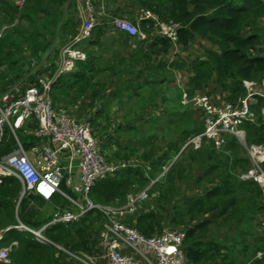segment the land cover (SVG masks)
Here are the masks:
<instances>
[{
    "label": "trees",
    "instance_id": "16d2710c",
    "mask_svg": "<svg viewBox=\"0 0 264 264\" xmlns=\"http://www.w3.org/2000/svg\"><path fill=\"white\" fill-rule=\"evenodd\" d=\"M65 1L67 2V0H25L20 7L11 0H0V12L7 17V22H9V25L1 30L0 35V80L6 77L7 71L20 69L19 67L22 65L20 59L27 58L21 50L23 43L28 42L29 44H27L32 46V57L51 48L53 36L61 34L60 31L63 29L60 17ZM138 2L142 5V9H149V7L156 9L155 12L161 19L173 20L178 23L177 42L180 44L187 43L197 34L218 46L217 50L210 47L205 49L207 58H193L189 61L193 71L188 81L190 91L202 88L214 73L216 82L228 92L225 99L234 100L246 93V88L242 83L243 79L256 78L260 80L264 76V54H255L253 51L255 43L259 40V34L257 30H254L257 27L252 26L253 22L264 14V0H138ZM158 7L159 9H157ZM37 13L41 18V21L38 18L39 25L47 32L34 26ZM162 15L165 18H162ZM20 19L28 21L32 27L31 31H23L25 29L23 25L15 22ZM141 21L143 27L151 25L150 22H152L147 18H142ZM5 30L7 31L5 32ZM161 40L164 41L166 47L169 43L168 38L163 37ZM84 61L83 59L76 61L77 66L83 65ZM3 66L6 69L2 68ZM16 75L11 74L4 83L15 78ZM81 82L89 84V79L83 74L81 68L78 71L69 70L57 75L51 83V89L59 90L64 86L76 88ZM79 91H83V88H80ZM261 104L262 99L256 106L252 105L257 113V121H245L242 127L248 142L264 145V119L260 110ZM147 106L143 105L142 108L147 111ZM155 118L158 119V117ZM200 129L197 127L194 131L197 132ZM183 141L179 146L174 144L173 148L179 150ZM0 145L2 144L0 143ZM209 146L211 147H207L200 154L190 155L196 159L197 166L201 168L199 174L196 172L192 182L198 184L204 180L208 186L200 193L189 195L185 204L176 206L173 215L168 219V223L172 222L171 226L182 224L186 228L183 249L189 264H201L204 261L218 264L216 260L222 256L221 250L225 247V244L219 241L206 238L212 220L199 217L217 209L216 215H222L223 221L231 218L241 221L246 210L248 211L247 203L249 201L243 195L252 191L255 192V196L259 195V188L254 182L240 180L237 176V165L243 168H247L248 165L246 158L239 156L238 148L241 146L234 137H230L225 144L229 152L226 150V152H221V157L218 159L215 158L214 147L211 144ZM196 149L199 150V148ZM170 150L171 147L168 149V146H163L154 158L150 159L153 155L147 158L150 159V169L154 164L159 166L153 171L150 170V173L145 174V171L139 166L125 167L113 175L96 180L90 188V197L95 202H118L124 198L127 190L149 182V179L155 177L157 172H161L164 166L160 169L163 164L162 159L170 158ZM183 151L184 149L181 152ZM262 166L264 168V161ZM182 167V164L177 163L173 168H170L171 179L177 174L185 176L186 179L190 176L191 173L184 172ZM159 182H161L160 179L155 182L160 186V195L158 194L154 200V208L141 211L133 218L135 227L145 234H152L158 229V226L162 227L163 218L156 210V202L159 197L170 200V194L174 189L172 183ZM189 183L191 184V181ZM60 186L71 193L69 188L64 186L63 181ZM19 189L20 183L14 176L2 177L0 196L6 200L10 199L11 207L14 205L13 201L18 197ZM252 199L253 197H251ZM241 201L244 204L240 206ZM45 203L46 200L33 191L21 195L16 210L19 222L30 227H39L44 219H48V217H43L40 211ZM60 203L62 205V201ZM97 214L100 213L96 209H91L78 220L68 222L72 224L73 231H69L68 225L63 223L48 224L43 228V233L52 243L38 241L29 231L14 228L13 225L18 222L12 219L13 222L10 224L12 227L8 229V233L12 234L14 237L12 239L16 241L17 246L9 250V260L7 262L0 260V264H59L58 254L55 251L60 254L61 252L54 248L55 244L62 245L65 249L74 252L88 250L91 242V229L95 225L93 218ZM258 247L257 249L264 248V243L262 242Z\"/></svg>",
    "mask_w": 264,
    "mask_h": 264
},
{
    "label": "built area",
    "instance_id": "2783aa9c",
    "mask_svg": "<svg viewBox=\"0 0 264 264\" xmlns=\"http://www.w3.org/2000/svg\"><path fill=\"white\" fill-rule=\"evenodd\" d=\"M12 1L16 5L23 2ZM97 2L79 0L82 8L79 23L58 49L55 68L48 76L40 74L32 80L21 77L16 80L21 81V84L10 83L0 92V143L3 144L8 135L14 134L16 128L29 123L30 133L35 138L30 150L41 153L45 161L41 163L36 159L33 162L17 143L13 149L0 155V182L4 176H14L20 183L19 197L31 190L45 199L54 192L65 199L39 227H30L21 222L13 226L26 229L38 241L51 242L43 233L45 226L55 222H73L89 210L96 209L103 220L91 229V236L95 234L91 253L79 251L81 255H78L62 246H55L64 249L68 256L72 255L83 264H97V258L103 259V264H189L183 249L186 237L184 225H163L159 231L145 234L133 223L136 214L154 208V200L159 194L154 185L159 176L150 178L149 183L140 189L127 191L122 202L100 203L90 197V188L96 180L113 175L125 167L139 166L147 174L149 161L108 158L106 149L92 132L88 117H77L66 102L55 103L52 100L50 79L59 63V51L62 53L59 73L74 69L76 61L84 59L85 53L80 42L90 35L104 13L98 9ZM138 18L154 20L152 27L156 34L178 43L177 22L161 19L149 9H143ZM109 23L130 36L141 32L137 24L122 16H111ZM47 58L39 63L34 59L30 70L35 66L41 67ZM242 83L246 93L234 100L216 101L206 92H196L181 99L182 103H190L202 111L203 126L185 138L177 154L185 148H200L205 141L220 149L230 137H234L249 159V166L239 177L251 179L257 184L264 210V145L248 142L242 127L245 121H257V113L252 105L259 104L260 99L264 119V76L260 80L243 79ZM111 147L115 148L114 144ZM62 181L72 193L62 189ZM261 229L264 234V216ZM13 242L16 243L14 240L9 243ZM7 248L9 244H2L0 235L1 261L9 260ZM255 256L264 260V248L258 249Z\"/></svg>",
    "mask_w": 264,
    "mask_h": 264
},
{
    "label": "crops",
    "instance_id": "0c3cea01",
    "mask_svg": "<svg viewBox=\"0 0 264 264\" xmlns=\"http://www.w3.org/2000/svg\"><path fill=\"white\" fill-rule=\"evenodd\" d=\"M63 7V13L60 17L63 22V29L60 31L61 34L59 37L60 47L78 25L79 16L82 11L79 0H67V2L65 1L63 4ZM97 7L104 11L99 18L100 22L92 28L90 35L80 44L85 54H87L83 59L85 61L81 66L80 64L77 66L76 63V67L72 69L78 71L81 68L83 74L89 79V83H92L93 79L98 77L99 83L103 86L96 99L97 103L105 101L104 103L107 104L111 102L112 98H116L115 101L118 100L122 102L126 95L134 97L143 92L154 91V89L159 91V88H157L159 84L167 83L168 85L171 83L170 80L172 79L174 84L180 86L185 83L187 84L188 71L193 73L188 62L193 58H207V54L205 53L207 44H203L202 40L204 37L201 35L195 34L193 39H190L185 44H180L179 42L175 44L169 41L168 45L165 47L164 41L162 42L161 40L163 36L156 34L152 27L154 20L150 22L152 25H147V27L145 26V28L140 29L141 32L135 36H130L126 34L125 31L117 30L110 25L109 21L111 16L117 15L129 19L139 27L142 26V19L138 17L143 9L138 0H98ZM252 26L257 27V29L254 30H257L259 34V40L255 43L253 51L255 54H264V19L262 16L256 19ZM209 47L216 50L218 49L217 46H208V48ZM24 56L26 55L24 54ZM175 58H179L178 62L181 61L180 63L182 65L184 64L185 67L181 68V65L177 67L178 69L170 71L171 66L175 64V62H173ZM152 65L155 67V70L158 71L157 78H154L148 71V68ZM100 76H104V78ZM215 77L213 73L201 90L210 92L214 100L222 101L226 98L228 92L216 82ZM60 90H64V88L62 87ZM163 90L168 91L167 86L163 88ZM110 96L112 98H110ZM87 97L89 98L90 96L87 95ZM85 98L86 96L82 97L83 102ZM142 103L143 105H148L145 102L132 104L140 106ZM253 105L256 106L257 104ZM128 109L129 107L127 105L125 110L127 113H124V119L125 117H130L126 120L127 122L130 123L132 119L136 122L135 120H138V118H136L137 116H135L136 112L133 110L129 112ZM142 110L143 115L151 117L149 114V107L147 111L145 109ZM164 117L165 115L163 116L161 114L158 120ZM30 126L31 124L26 123L16 128L14 134L8 135L3 141V144L0 145V155L7 153L19 143L26 155L35 162V160L38 159V153L30 150V144L35 143V138L29 130ZM28 151L30 152L29 154ZM238 154L240 157L246 158L247 165L249 166V159L242 147L238 148ZM239 167L240 165H237V169ZM240 180L251 179L240 178ZM251 181L254 182L253 180ZM190 185L193 186L194 182H191ZM195 185H199L202 191L205 189L202 182ZM255 185L257 184L255 183ZM19 192L18 194L20 195ZM27 192H29V190L25 193ZM61 197L62 196L58 192H54L49 198H44L46 203L40 208L41 214L43 215L48 212V210L55 206V203L59 204V201L63 203V197ZM243 197L246 198V200L249 199V201L247 203L248 211L246 210L241 221H237L236 218L223 221L222 215H216L217 209L209 211L210 214L206 217H204V215L209 212L201 216L202 219L210 218L212 220L206 238L214 239L225 244V247L221 250L222 256L216 260L218 264H264L263 259H258V257L256 258L254 255V252L258 250L257 247L260 246L262 242L264 243V234L260 224L264 216L263 211L262 209L259 210L257 207L259 204L254 191L248 192L246 195H243ZM251 197H253L252 200ZM18 198L19 196L13 201L14 205L11 207L10 199H7V201L4 197L0 196V235L2 244L6 243V245H8L10 244L9 242L13 241L12 238L14 237L12 234L8 233V229L12 227L10 226L13 222L11 221L12 219L19 222L16 213ZM43 217L47 218V216ZM201 217L199 218L201 219ZM43 221H45V219ZM14 228L17 229L18 227ZM18 229L23 228L21 227ZM58 259L59 264H83L78 260H73L71 262L70 256L68 255L58 256ZM96 263L103 264V259L97 258ZM201 264L215 263L204 261Z\"/></svg>",
    "mask_w": 264,
    "mask_h": 264
},
{
    "label": "rangeland",
    "instance_id": "374dc122",
    "mask_svg": "<svg viewBox=\"0 0 264 264\" xmlns=\"http://www.w3.org/2000/svg\"><path fill=\"white\" fill-rule=\"evenodd\" d=\"M24 1L25 0H23V2L17 6L21 7ZM153 6L155 5L153 4ZM149 9H151L152 12L157 14L155 12L156 9H152L151 7H149ZM157 9H159V7ZM161 17L165 18L163 15ZM38 18H40L39 13H37L35 17L34 26L41 31L47 32L46 30L42 29V26L39 25ZM7 21H8L7 17L3 15L2 12H0V32L2 29H4L6 26L9 25V22ZM15 22H18V24H22L23 27L25 28L23 31L25 32H29L32 29V27L29 25L26 19L15 20ZM138 28L140 30L145 27L138 26ZM6 31L7 30H5V32ZM59 37H60V33L55 34L52 40L50 37L51 48H48L49 49L48 51L46 52L44 51V53L40 52V54L35 55L33 57L31 56L32 46L28 45L29 44L28 42H27L28 44L23 43L21 46L22 53L26 54V56L28 57L27 58L25 57L22 60L20 59V62H22V65L19 67L20 69H13L10 72L7 71V73L5 74L6 77L0 80V92L2 91L5 85H9L10 83L21 84L22 83L21 81H16V80L20 79L21 77L19 76H23L24 74L25 76H23V78L27 80L28 79L32 80L34 76L40 74H45L48 76L51 73L53 67L55 68L56 65V62L54 60L57 61L58 49L60 47ZM202 42L203 44H207L206 48H208V46H217L215 43L211 42L209 39L205 37L203 38ZM47 57L49 58L51 57V58L49 59ZM44 58H47L45 64H43L41 67L35 66L30 70V68L33 66L31 63L34 61V59H36L39 63ZM178 61L179 58H175L173 60L175 64L171 66L170 71H173V69H178L177 67H180L182 65L180 63L181 61L180 62ZM188 65L190 66V62H188ZM184 67L185 66L183 64L181 68ZM2 68L6 69L5 66H3ZM190 69L192 70V67ZM148 71L153 75L154 78H157L158 71L155 70V67L153 65L148 68ZM11 74H17V75L15 76V78H11L9 81L4 83ZM191 75H192L191 71H188L187 81H189ZM100 77L104 78V76H100ZM177 78L179 80L178 75ZM252 79L257 80L256 78H252ZM170 82L171 83H169L168 85L167 83L166 84L161 83L159 85L157 83L158 86L157 85L156 86L157 88H159V91H156L154 89V91L143 92L142 94H139L134 97L126 95L122 102L118 100L115 101L116 98L114 99L110 96V98H112L111 102H108L107 104L104 103L105 101L104 102L101 101L100 103H97L96 101L103 86L99 83L98 77H95L92 83L90 82L89 84L85 82H81L76 88L64 86L63 87L64 90L51 89V97L55 103L66 102L68 106H70V109L75 114V116L80 118L88 117L92 132L99 138L102 147L106 149L107 157L110 159H131L134 161L135 160L149 161L162 150L163 146L164 147L168 146V149L171 147L170 152L173 153L171 154L168 152L171 155L170 158L162 159L163 164L160 166V169L164 165L163 169L161 170V172H157L155 176V177L159 176L158 179H160L161 182H163V184L168 182L174 184L173 192L170 194L171 195L170 200H165L159 197L156 202L157 205L156 210L158 211V213H160V215L163 218L162 226L163 225L171 226L172 222L169 221L170 223H168V219L170 216L173 215L176 206L179 205L183 206L189 195L193 193L202 192V188L199 185L194 184L193 186H191L189 183L190 181L191 182L193 181L194 177L196 176V172L197 174H199V169L201 170V168L197 166L196 159L190 155L200 154L203 151H205L207 147L208 148L211 147L209 146V143L205 141L202 144V147L199 148V150L198 149L192 150L191 148H185L183 152L177 154V152L180 149L175 150V148H173L174 144L179 146L180 143L186 137L194 133L195 132L194 130H196L197 127L198 129H200L203 126L202 111L200 109H197L195 106L191 105L190 103H186V104L182 103L181 99L185 97L186 98L190 97L196 92H206L210 96L211 94L206 90L204 91L201 90V88H195L192 91H190L188 83L182 84L180 86L174 84L173 79L170 80ZM1 83L4 84L1 85ZM166 86L168 91L163 90V88H165ZM80 88H83V91H79ZM87 95L90 97L88 98ZM84 96H86V98L85 101L83 102L82 97ZM212 98L213 97H211V99ZM140 102H145L146 104H148V107L150 108L149 114L151 115V117L142 114L143 108L141 106L143 105V103L140 106L132 104V103H140ZM93 105H97V106H93ZM127 105L129 107L128 109L129 112L132 110L136 112L135 116H137L136 118H138V120H135L136 122H134L133 119L131 120L130 123L127 122L126 120H128L130 117H125L124 119V113H127L125 112ZM161 114L163 116L165 115V117L161 118V120L155 118L161 116ZM129 124L131 125V127ZM114 140L117 141V143H115ZM112 142L115 148L111 147ZM117 144L118 147H116ZM213 150L216 155L215 158L217 159L221 157L220 156L221 152H226V151L229 152L228 149H226V146L220 149L214 147ZM29 153L30 152L28 151V154ZM150 156L152 157L150 159H147ZM177 163L182 164L183 166L182 168L184 172L191 173L187 179L185 176H181L178 174L177 176L172 177L171 179L170 176L171 174L169 173L171 172L170 168H173ZM170 165L171 167L167 168V166ZM165 167L167 169H164ZM157 168H159V166L157 167L156 164H154L153 166H151V169L148 170V173H150L149 172L150 170L153 171ZM245 170L246 167L243 168L241 166L237 169V174H238L237 176L239 179H240L239 177L240 174ZM201 182L204 188L208 186L207 182H205L204 180H201ZM148 183L149 182L143 185H139L136 187V189H140L143 186H146ZM155 187L159 190V195H160V186L157 183H155ZM132 190L135 189H129L127 191H132ZM258 194L259 195H257V200L259 205L257 207L259 208V210L262 209L264 215L263 207H260L262 206L260 202V192H258ZM62 199L64 202V198ZM124 199L125 198L118 200V202H122ZM241 204H244V202L241 201L240 206ZM54 205H55L54 207H52L50 210H48V212L44 213L42 216H47L49 218L52 210H54L56 207L61 205V203L60 204L55 203ZM209 214L210 212L205 214L204 217L208 216ZM93 219H94L93 223L95 224H98L103 220L100 214H97V216L94 217ZM128 220L132 221L131 218H128ZM66 225H68L67 227L69 231L71 230L73 231L72 229L73 227L71 223H66ZM163 227L160 228L158 226L157 227L158 229L156 231H159ZM94 238H95V234H93L90 237L91 242L89 243L88 250H85L87 254L91 253L94 249ZM16 246L17 244L15 242L10 243L9 249L7 248V252H9L10 249L12 250V248ZM58 246H62V245H58ZM54 248L56 250H59L62 255H68L67 252L64 250L65 248L63 246L61 248L64 249L58 247H54ZM55 252L57 253L58 251ZM57 254L58 256H61L59 252ZM77 254L81 255L79 252H77ZM70 260L72 262L73 260H77V259L72 255H70Z\"/></svg>",
    "mask_w": 264,
    "mask_h": 264
},
{
    "label": "water",
    "instance_id": "95a60500",
    "mask_svg": "<svg viewBox=\"0 0 264 264\" xmlns=\"http://www.w3.org/2000/svg\"><path fill=\"white\" fill-rule=\"evenodd\" d=\"M61 60H62V53H61V51H59V63H58V66H57L56 70L54 71L50 81H53V79L55 77H57V75H59V72H60V69H61ZM37 157H38V159H39V161L41 163H45V161L43 160V158L41 156V153H39Z\"/></svg>",
    "mask_w": 264,
    "mask_h": 264
},
{
    "label": "clouds",
    "instance_id": "9594fccd",
    "mask_svg": "<svg viewBox=\"0 0 264 264\" xmlns=\"http://www.w3.org/2000/svg\"><path fill=\"white\" fill-rule=\"evenodd\" d=\"M169 40V39H168ZM85 53V52H84Z\"/></svg>",
    "mask_w": 264,
    "mask_h": 264
}]
</instances>
